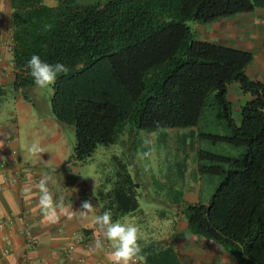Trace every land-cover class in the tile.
<instances>
[{"label":"trees","instance_id":"1","mask_svg":"<svg viewBox=\"0 0 264 264\" xmlns=\"http://www.w3.org/2000/svg\"><path fill=\"white\" fill-rule=\"evenodd\" d=\"M10 0L13 84L36 86L26 62L33 53L70 71L51 86V116L72 126L71 158L125 134L197 125L207 107L241 147L237 156L198 150L199 173L219 177L206 202L180 193L176 212L188 233L217 244L235 264H264V83L251 79V52L194 40L187 24L251 13L255 0ZM52 28L44 30V25ZM231 83L248 95L232 117ZM211 158L212 166L201 161ZM120 177V176H119ZM138 183L129 174L104 195L113 220L136 213ZM142 211V210H141ZM146 264H181L174 242L143 247Z\"/></svg>","mask_w":264,"mask_h":264},{"label":"crops","instance_id":"2","mask_svg":"<svg viewBox=\"0 0 264 264\" xmlns=\"http://www.w3.org/2000/svg\"><path fill=\"white\" fill-rule=\"evenodd\" d=\"M255 1L260 6L236 19L241 27L237 47L246 49L248 41L254 44L251 48L254 59L246 72L251 79L264 83V0ZM10 46V0H0V177H3L0 182V222L3 223L0 226V264H113L112 242L95 223V216L103 213L107 203L104 195L100 197L99 189L106 193L109 188L88 171L83 173L81 166L86 160L71 158L72 149L65 141L61 125L51 116L50 98L40 96L36 86L14 89ZM238 90L239 87L233 92L228 88V99L232 106L236 103L239 110L248 95L241 90L237 93ZM34 144L42 151L33 153ZM44 175L51 178L48 187L54 201L66 212L74 213L72 219L59 209L58 222L43 219L36 185ZM26 188L31 192H26ZM187 188L190 191L183 190L184 199L190 193L188 198L192 199L186 198L187 201H198L200 186L188 185ZM85 200L91 201L94 212L81 216L83 209L79 208ZM133 214L117 220L134 224L127 218ZM26 230L35 243L28 241ZM145 232L146 235L140 232L142 249L154 240L163 239L161 234L154 237L153 230L150 234L148 230ZM97 240L102 241V248H96ZM175 249L182 261L180 250ZM136 264L146 263L138 259Z\"/></svg>","mask_w":264,"mask_h":264},{"label":"rangeland","instance_id":"3","mask_svg":"<svg viewBox=\"0 0 264 264\" xmlns=\"http://www.w3.org/2000/svg\"><path fill=\"white\" fill-rule=\"evenodd\" d=\"M82 1L93 3L104 0ZM48 3L52 4L53 1L48 0ZM240 15L221 18L218 19L219 21L207 24L195 21H188L187 24L192 28L196 41L238 48V32L241 27L236 19ZM248 44V49H241L253 54L251 48L254 44L249 41ZM238 87L237 84L231 83L228 88L233 92V89ZM36 89L43 98H50L52 94L51 87L47 89L36 87ZM237 93H240V88ZM232 117L235 121H239L236 103L233 106ZM61 130L65 141L73 149L74 128L61 126ZM227 138L228 132L224 125L220 120H216L214 112L207 107L195 126L152 132L139 130L121 136L119 141L111 145L100 144L81 167L83 173L88 171L89 175L97 178L100 184L105 183L109 189L116 180L123 182L129 174L132 181L139 185L137 200L142 211L139 210L127 218L133 220L142 235L143 232L144 235L147 234L146 230L149 234L153 230L154 237L161 234L162 238H171L175 248L177 251L180 250L182 255L181 264H235L217 244L191 236L186 229L185 220L176 212L179 205L174 207L173 203L180 193H184L185 190L190 191L188 185L197 188L200 186L198 198L203 202L209 200L219 177L206 172L199 173L198 150L223 156H237L241 147L234 146ZM201 161L207 166L218 164L211 158H204ZM191 192L193 193V189ZM189 194L187 193L186 196L188 200L192 199L188 198Z\"/></svg>","mask_w":264,"mask_h":264},{"label":"clouds","instance_id":"4","mask_svg":"<svg viewBox=\"0 0 264 264\" xmlns=\"http://www.w3.org/2000/svg\"><path fill=\"white\" fill-rule=\"evenodd\" d=\"M52 25H44V30L48 31ZM26 68L29 75L33 78V82L37 88H50L57 78L61 75H68L70 69L62 62L49 63L42 60L40 55L33 53L26 62ZM33 153H39L42 149L34 144L31 148ZM147 155V153H144ZM50 176L44 175L39 180L36 188L39 190V206L43 219L49 223L58 222L60 213L72 219L74 213L66 212L61 204L54 201L53 194L50 192L48 184ZM3 177H0V182ZM26 192H31L30 188L25 189ZM79 209H83L81 216H86L88 213L94 212V205L90 200H85L80 205ZM95 223L103 230L104 237L112 242V252L110 253L113 264H136V261L142 260L145 257L142 255V246L139 243L140 229L137 225L131 223H121L113 220L111 210H105L102 214L95 216ZM101 240L96 241V248H102Z\"/></svg>","mask_w":264,"mask_h":264},{"label":"built area","instance_id":"5","mask_svg":"<svg viewBox=\"0 0 264 264\" xmlns=\"http://www.w3.org/2000/svg\"><path fill=\"white\" fill-rule=\"evenodd\" d=\"M9 49H10V51H12V46H10ZM2 225H3V223L0 222V226H2ZM25 235H26V238L28 239L29 242L35 243V240L31 237V234L28 230L25 231Z\"/></svg>","mask_w":264,"mask_h":264}]
</instances>
